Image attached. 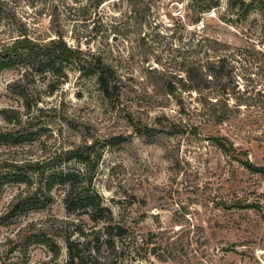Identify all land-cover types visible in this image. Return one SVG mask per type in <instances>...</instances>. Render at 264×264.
<instances>
[{
	"label": "rangeland",
	"instance_id": "1",
	"mask_svg": "<svg viewBox=\"0 0 264 264\" xmlns=\"http://www.w3.org/2000/svg\"><path fill=\"white\" fill-rule=\"evenodd\" d=\"M49 1L18 0L17 10L35 33L56 38L60 29L84 60L100 56L118 91L104 96L94 76L67 64L59 78H28V110L8 87L22 69L2 71L0 110H19L24 122L13 131L32 139L0 142V160L92 146L86 164L67 166L82 168L126 228L114 247L101 246L108 264H264V0L246 12L226 0L205 12L202 0H62L52 27ZM222 57L228 74L219 76ZM7 126L0 111V130ZM17 188H3L0 215ZM63 191L0 221V264H66L64 236L102 226L68 212Z\"/></svg>",
	"mask_w": 264,
	"mask_h": 264
},
{
	"label": "trees",
	"instance_id": "2",
	"mask_svg": "<svg viewBox=\"0 0 264 264\" xmlns=\"http://www.w3.org/2000/svg\"><path fill=\"white\" fill-rule=\"evenodd\" d=\"M94 6L100 5L102 0H90ZM198 7L200 12L209 11L219 6V0H202ZM230 9L247 11L254 0H226ZM65 5L62 0H50L44 4L43 9L49 12V27L58 24V9ZM18 0H0V34L8 33L7 37L0 36V74L4 70L20 68L21 75L8 83L9 88L14 90L25 100L24 106L29 110L31 99L26 94L25 84L37 75L51 74L53 77H61V73L67 64H75L82 70L84 75L94 76L100 92L111 97L117 94L118 86L115 70L100 56L91 60L84 57L82 50L74 49L63 40L60 29H56L57 37L35 33V22L30 26L23 13H20ZM57 26V25H56ZM216 43V41H214ZM82 54V57H81ZM94 56V54H91ZM216 75L224 76L225 57L220 58ZM82 61L84 63H82ZM211 64V68H212ZM210 69V68H209ZM200 78V77H199ZM187 79L195 81L198 74L194 69L187 71ZM170 90L174 85L169 83ZM19 89V90H18ZM53 108H56L54 106ZM51 109V108H49ZM4 121L10 127L0 130V142L17 146L29 141V132L16 133L13 127L24 121L20 117L19 110L3 107L1 110ZM220 147H224L220 145ZM85 154L82 145L69 147L60 151L52 152L51 155L31 160H14L3 158L0 160V195L7 184H17L18 188L11 197L7 209L0 215V221L13 219L23 211L41 209L51 203V191L56 186L63 187L62 202L68 212L85 214L94 222H102V226L84 232L78 229L77 238L71 233L64 236L66 264H108L99 255L103 244L114 247L118 239L126 235V228L113 222L111 210L103 202V199L90 186L89 181L83 176L82 168L67 166L68 163H87L90 160L89 150L92 146L85 145ZM21 161V162H20ZM19 162V163H18ZM254 172H259L257 166H247ZM22 185V186H20ZM82 237V240L79 238Z\"/></svg>",
	"mask_w": 264,
	"mask_h": 264
}]
</instances>
